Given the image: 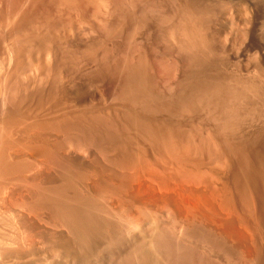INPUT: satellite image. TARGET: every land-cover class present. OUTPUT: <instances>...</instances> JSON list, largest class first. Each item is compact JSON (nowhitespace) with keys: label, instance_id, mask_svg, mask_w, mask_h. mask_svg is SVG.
Instances as JSON below:
<instances>
[{"label":"bare ground","instance_id":"bare-ground-1","mask_svg":"<svg viewBox=\"0 0 264 264\" xmlns=\"http://www.w3.org/2000/svg\"><path fill=\"white\" fill-rule=\"evenodd\" d=\"M200 1L205 4L199 6ZM211 1L0 0V264H228L237 251L223 248L221 227L241 229L244 251L236 256L243 264L251 263L249 247L255 241L252 235L258 232L252 234L256 226L250 223L253 196L234 177L247 178L254 170L251 164V170H244L250 156L245 157L242 151L244 133L238 134L249 119L252 123L243 127L246 130L252 129L256 120L264 124L261 115L250 116L255 104L264 102V80L261 87L259 79H249L255 75L252 65L254 72L248 73L250 77L246 74L248 80H240L238 75L239 80L235 79L238 72L233 69L237 73L230 76L229 66L225 75L223 66L230 63L225 60L230 59L227 56L232 49L222 51L229 46H224L225 41V48L220 46L223 32H218L221 36L217 34V43L216 38H207L212 28V20L207 19L212 17L211 5L207 4ZM241 2L247 4L245 0ZM258 4L259 1L257 8ZM238 28L241 31L242 27ZM259 40L264 41L261 35ZM106 41L111 44L105 45ZM82 44L85 45L81 47ZM223 52L227 59L222 58ZM218 55L224 65L217 63ZM78 60L81 67L76 64ZM74 62L81 72H75ZM211 64H219L218 70L213 67L216 73L205 68ZM93 68L111 75L108 78L116 82L115 90L110 86L113 91L109 97L129 109L126 116L122 113L121 118L117 111L108 113L103 103L105 107L95 110H89V104H85L86 109H77L82 105L74 104V96L79 94L74 89L75 78L85 80L94 73L90 72ZM205 69L211 71V76ZM101 72L97 73L102 75ZM62 82L67 87H62ZM111 107L115 111L112 102ZM175 108L177 115L195 114V118L188 116L184 120L203 122V117H208L211 121L205 119L213 122V132L204 121L205 126L198 125L202 128L196 141L194 128H187L183 135L181 128H171L174 123L163 125L164 118L161 124L152 123L160 116L151 120L152 114ZM169 111L168 119L164 114L167 123L173 114ZM181 119L180 114L178 120L183 122ZM256 133L258 136L260 132ZM241 139L244 148L239 146ZM236 155L234 159L240 157L242 162L244 156L246 162L234 163V170L232 160ZM165 159L169 171L158 166ZM242 168L245 176L237 172ZM233 170L240 175H234ZM229 175L234 179L228 181ZM243 177H239L242 182ZM235 182L240 184V192ZM252 185L249 187H255ZM158 209L165 219H158ZM228 234L229 231L225 237ZM234 239L239 238L233 237V243ZM239 243L234 245L238 247ZM255 250L252 252L256 257L264 252ZM29 256L37 259L30 258L31 261Z\"/></svg>","mask_w":264,"mask_h":264},{"label":"rangeland","instance_id":"rangeland-1","mask_svg":"<svg viewBox=\"0 0 264 264\" xmlns=\"http://www.w3.org/2000/svg\"><path fill=\"white\" fill-rule=\"evenodd\" d=\"M231 1H232L233 4L231 3ZM231 1H230V0H228V1H227V0H224V1H223V0H221V1H220V0H212L210 3L207 2V4H209V5L212 6V7L210 6V8H211V12H212V15H211L212 17H209V16H210V15H209L207 19H208V21H209V20H210V21L212 20L211 22L213 23V24L211 23V25H210V27H212V28L210 29L209 33H207V38H208V39H210V38H211V39H213V38L215 39V38H216V39H215V43H217L218 38H220L218 35L221 36V33H218V32H223L222 35H223V34H225V35H223V37L221 36V38H220V40H221V39L223 40V41H222V40L220 41V43H222V44L220 45L221 48H223L224 46H227V44H228L229 46H230V44H231V46H232V45H233V46H232V47H231V46H230V47L227 46V48L224 47L225 49L222 50V51H224V52L226 51V52L228 53V52L232 49V51L229 52V55L227 54V55H228L227 57H228V58L230 57V59L228 60L226 56H223V55H226V53H224V52H223V54H222V58H223V59H227V60H225V62H228V63H229V61H230L231 64L229 63V64L227 65V63H226V64L224 63V60L219 56V55H221L222 52L219 53V55L217 56V58L220 57L218 60H216L217 63H218V62H219V63H222V65L225 64L227 67H226V66H223V67H224V68H223L224 70H225V69L227 70L228 66L231 68V67L234 65V67H236V68L232 67L231 69H230V68H228V69H229V70H232V69H233L234 71H237L238 73H237V72H234V71L232 70L233 72H232V71H229V72L232 73V74H229V75H230V76H231V75L234 76V75L237 73L234 77H236V76L238 75V77H241V78H239L240 80L242 79V77H243V80H246V78H247V80H248V77H250V75H249L248 73H250V74L252 75V72H254V71H252V70H253V68H254L255 73H253V74H255L257 77H256L255 75H253V76H251L249 79H252L253 77H254L255 79H259V80H258L259 82H258L257 80H255L254 78H253L252 80H255V82L257 81V82L260 84V86L263 87V84H262L263 81H262V79L264 80V62H263V61H264V47H263V46H264V44H263L264 41L261 40V41H262V42H261V41L259 40V38H260V35H261L262 39L264 40V37H263V36H264V32H263L264 29H262V28H264V27H263L264 25L262 24V23H264V22H263V21H264V12H263V11H264V7H263V6H264V0H255V1H254V0H245V2H247V4H248V5H247L246 3H244L246 6L241 2L242 0H240V3H239L238 0H236V2H234L235 0H231ZM237 1H238V2H237ZM250 1H251V2H250ZM258 1H259L258 8H260L259 11H257V10H258V8H257V3H258ZM220 2H221V3H220ZM223 2H225L226 4L223 3ZM243 2H244V0H243ZM252 2H253V3H252ZM201 3H202V1L198 2V5H199V6H203L202 4H205V2L202 3V4H201ZM238 3H239V4H238ZM241 3H242V4H241ZM254 3H256V4H254ZM214 4H215V5H214ZM223 4H224V5H223ZM240 4L242 5L243 8L240 7ZM249 4H250V5H249ZM252 4H253L254 6H252ZM216 5H218V6H216ZM219 5H220V6H219ZM237 5H238V6H237ZM222 6H223V7H222ZM229 6H230L231 9L229 8ZM233 6H236V8L233 7ZM244 6H245V7H244ZM247 6H248V8H249L250 6H252V9H253L254 11H252L251 7L248 9ZM218 7H219V10H218ZM226 7H228V8H226ZM253 7H254V8H253ZM255 7H256V8H255ZM212 8H214V9H212ZM224 8H225L226 10H225ZM244 8H245L246 11L243 10ZM261 8H263V9H261ZM221 9H222V12H220ZM227 9H228V10H227ZM229 9H230L231 11H230ZM240 9H241V10H240ZM250 9H251V10H250ZM255 9H256V10H255ZM224 10H225V11H224ZM260 10H261V11H260ZM227 11H228V12H227ZM241 11H242V12L244 11L245 13H244V12H243V13H240ZM248 11H249V13H248ZM255 11H256L257 13H255ZM219 12H220V13H219ZM232 12H233V13H232ZM221 13H224V16H223V14H221ZM226 13H227L228 15L231 16V17L228 16L229 18H231L232 20L234 19V20H233V21H232L231 19L229 20V18L227 17ZM229 13H230V14H229ZM250 13H251L252 15H251ZM233 14H234V15H233ZM240 14H241V15H243V14L246 15V14H247V15H246V16H240ZM248 14H249L250 16H249ZM255 14H256V15H255ZM257 14H258V15H257ZM225 15H226V16H225ZM235 15H236V17H234ZM238 15H239V17H238ZM214 16H215L216 18H215ZM219 16H220V17H219ZM222 16H223V17H222ZM256 16H257V17H260V16H261L260 18H257V19H260V21H257V19H254L255 22L253 21V18L256 17ZM224 17H225V18H224ZM232 17H233V18H232ZM237 17H238V18H237ZM243 17H244V18H243ZM262 17H263V18H262ZM211 18H213V19H211ZM221 18H222V19H221ZM240 18H241V19H240ZM216 19H217V20H216ZM219 19H220V21H219ZM224 19H225V20H224ZM244 19H246V20H244ZM222 20H223V21H222ZM236 20H237V21H236ZM241 20H242V21H241ZM261 20H263V21H261ZM227 21H228V23H227ZM239 21L244 22V23H240ZM250 21L252 22V24H251V23H250V24L248 23V22H250ZM256 21H257V22H256ZM215 22H216V23H215ZM223 22H224V23H223ZM233 22H234V23H233ZM238 22H239V23H238ZM245 22H246V24H245ZM260 22H261V23H260ZM217 23H218V24H217ZM230 23H231L232 25H231ZM255 23H257L258 25L255 24ZM259 23H260L261 25H260ZM215 24H216V25H215ZM220 24L222 25V27H221ZM238 24H239V25H241V24L244 25V24H245V25H244V28H243V25H241L242 29H244V30L241 29V31H237V27H239L238 30H240V28H241L240 26H238ZM248 24H249V25H248ZM228 25H229V26H228ZM233 25H234V26H233ZM236 25H237V27H236ZM255 25H257V26H255ZM262 25H263V26H262ZM214 26H216V27H214ZM225 26H226L227 28H226ZM250 26H252L253 28H254V26H255V28H257V27H258V28H257V30H256L255 28L252 29V27H251V30H249L250 28H248V27H250ZM220 27H221V28H220ZM231 27H233V28H231ZM259 27H261V28H259ZM223 28H224V29H223ZM246 28H248V29H247L248 32L245 30ZM215 29H217V30H216L217 33L215 32ZM222 29H223V31H222ZM233 29H234V30H233ZM258 29H259V30H258ZM230 30H231V33H229ZM252 30H253V31H252ZM260 30H261V31H260ZM228 31H229V32H228ZM233 31H234V32H233ZM236 31H237V33L239 32V33H238L239 36L237 35V33H236V35H234ZM245 31H246L247 33H246ZM249 31H250L251 33H250ZM213 32H215V35H214ZM232 32H233V33H232ZM252 32H253V33H252ZM258 32H259V35H258ZM260 32H261V33L263 32V34H261ZM210 33H212V35H211ZM217 34H218V35H217ZM226 34H228V35H226ZM242 34H243L244 36H243ZM256 34H257V35H256ZM209 35H210V36H209ZM232 35H233V36H232ZM246 35H247V37H245ZM251 35H254V36H251ZM208 36H209L210 38H209ZM216 36H217V37H216ZM224 36H225V37H224ZM226 36L229 37V38L227 37L228 40H226V39H227ZM235 36H236V38H234ZM242 36H243V39L241 38ZM248 36H249V37H248ZM212 37H213V38H212ZM238 37L240 38V40L238 39ZM250 37H251V38H250ZM258 37H259V38H258ZM233 38H234V39H233ZM247 38H248V40H246ZM252 38H253L254 41L252 40ZM95 39H97V38H95ZM95 39H94V40H95ZM214 39H213V40H214ZM229 39H230V40H229ZM235 39H237V40H235ZM244 39H245V41H244ZM257 39H258V40H257ZM231 40H232V42L234 41L233 44H232V42H230ZM241 40H242V42H241ZM250 40H251V41H250ZM224 41H225V42H224ZM227 41H228V43H226ZM236 41H237V42H236ZM239 41H240V42H239ZM246 41H247V42H246ZM249 41H250V42H249ZM255 41H256V42H255ZM95 42H96V41H95ZM223 42L225 43V45H224ZM229 42H230V44H229ZM107 43H108V44H109V43L111 44V42L106 41L105 45H108ZM237 43L240 44V45H238ZM244 43H247V45H246V44L243 45ZM248 43H250V44H248ZM259 43H261V44H259ZM110 44H109V45H110ZM262 44H263V45H262ZM84 45H85V44H82L81 47H83ZM109 45H108V46H109ZM215 45H216V44H215ZM222 45H224V46H222ZM235 45H238L239 47H238V46H235ZM242 45H243V46H242ZM94 46L96 47L97 45H95V43H94ZM217 46H218V45H216V47H217ZM220 46L218 47V49L215 48V49L219 50L218 52L221 51ZM240 46H241V48H240ZM245 46H246V47H245ZM248 46H249L250 48H249ZM254 46H255V47H254ZM259 46H260L261 48H260ZM81 47H79V48H81ZM257 47H258V48H257ZM262 47H263V49H262ZM230 48H231V49H230ZM247 48H249V49H247ZM228 49H230V50H228ZM233 49H234L235 51H233ZM238 49H239V50H238ZM241 49H242V50L244 49V50H245V53H244V50L241 51ZM250 49H251V52H253L254 55L250 52ZM257 50H258V51H257ZM260 50H261V51H260ZM262 50H263V51H262ZM259 51H260V52H259ZM98 52L100 53V51H98ZM98 52H97V53H98ZM232 52L235 53V54L233 55ZM247 52H248L249 54H248ZM256 52H258L259 55H257L258 53H256ZM99 53L96 54V55H100ZM230 53L233 55V58H232V55H231ZM239 53H240V54H239ZM250 53H251L252 55H251ZM238 55H239V56H238ZM246 55H247V57H245ZM248 55H250L251 58H250V56H248ZM256 55H257V56H256ZM234 56H236V57L234 58ZM237 56H238V57H237ZM240 56H241V57L243 56L242 61H240V59H241ZM254 56H256V57H254ZM224 57H225V58H224ZM252 57H253V59H252ZM261 57H262V58H261ZM237 58H238L239 60H238ZM246 58L248 59V61H247ZM257 58H258V59H257ZM220 59H221V60H220ZM245 59H246V61H245ZM236 60H237V61H236ZM243 60H244V61H243ZM250 60H251V61H250ZM252 60H255V62H257V64L254 63V61H252ZM256 60H257V61H256ZM238 61H239V62H238ZM249 61H250V62H249ZM78 62H80V63H78ZM241 62H242V63H241ZM246 62H247V64H245ZM251 62H253L254 64H253V63H252V64H249V63H251ZM260 63H261V64H260ZM76 64H77V65L79 64V65H78L79 67L82 66V65H80V64H81V61H80V60H78ZM76 64H75V62H74V69L76 70L75 72H78V71H79V67H78V66L76 67V66H75ZM214 64H216V63H214ZM214 64H211V66L213 65L212 68H209V67H211V66H207V67H205V68H208V70H212V72L216 73L217 71H216V70L214 71L213 67L216 66L215 68H217V67H219V66H218L219 64H217V65H215V66H214ZM242 64H244V65H242ZM248 64H249V65H248ZM235 65H236V66H235ZM241 65H242V67H241ZM246 65L248 66L249 69H247V67H245ZM251 65H252V66H251ZM254 65H255V67H253ZM256 65H257L258 67H257ZM239 66H240L241 68H240ZM243 66H244V67H243ZM250 66L252 67V70H251V67H250ZM260 66H261V67H260ZM237 67H238V68H237ZM255 68H256V69H255ZM262 68H263V69H262ZM93 69H94V68H93ZM93 69H92L90 72H94V73H92V74L89 73L90 75L88 74V76H87V78H88L89 80H88L87 78L84 80V78H85V77H84L83 79H79L78 81H80V82L77 83L78 81H77L76 78H75V83H74V87H75V88H74V89H76L77 92H78L79 94H75V96L72 95V97H73V96L75 97V98H74V102H75L74 104H76V102H78V104H76V105H79V104L82 105L81 107H80V106H77V107H78L77 109H80V108H84V109H86V108H85V107H86L85 104H89V105H87V106H90V107H89V110H90V109H91V110H92V109L95 110V108L97 109L98 106L101 107V105H102V103H103V104L106 106V108H105L104 110H107L108 113L111 112V114H112L113 112H116V111H117V114H119V116H120L122 113H123V114H122L123 116H124V115L126 116L127 114H125V113H126V111L129 110V109H128V108H122V107H124V104L122 105V104H120V102H114V103H113L114 100H112V99L110 100V97H109V95L111 96V93H112L113 89L115 90V88H113V87H115L116 82H115V83L113 82L114 80H113L112 77H109V78H108V76H111V75H109V74L106 75V74H107L106 72H105V73H106V74H105V73H103L104 71H103V72H101V71H96L95 69H94V71H93ZM218 69H219V68H217V70H218ZM240 69H241V70H240ZM242 69H243L244 73L242 72ZM261 69L263 70V72H262ZM77 70H78V71H77ZM80 70H81V68H80ZM208 70L206 71V69H205V73H207L208 75L210 74V76H211V71H210V73H209ZM220 70H221V72H222V71L224 72V70H222V66H221V65H220ZM220 70H219V71H220ZM226 70H225V75H227V74H226V73H227ZM249 70H250L251 72H250ZM227 71H228V70H227ZM248 71H249V72H248ZM256 71H257V73H256ZM79 72H81V71H79ZM97 72H98L99 74H100V72L103 73V74H104V77H106V78H108V79L105 80L106 78H104V77L102 76L103 74H102V75H99ZM223 72H222V73H223ZM245 72H247V73H245ZM261 72H262V73H261ZM203 73H204V72H203ZM233 73H235V74H233ZM239 73H240V75H239ZM258 73H259V74H258ZM95 74H97V75H95ZM207 74H204L205 78L207 77V76H206ZM241 74H242V75H241ZM244 74H245V76H243ZM246 74H248V77H246V76H247ZM260 74H261V75H260ZM262 74H263V75H262ZM94 75H95V76H94ZM91 76H93V77H91ZM101 76H102V77H101ZM204 76H203V74H202V77H204ZM210 76H208V77L210 78ZM260 76H261V78H260ZM90 77H91V78H90ZM96 77H97V78H96ZM98 77H99V78H98ZM234 77H233V78H234ZM238 77H236L235 79L239 80ZM258 77H259V78H258ZM93 78H94V79H93ZM103 78H104V80H103ZM97 79H98V80H97ZM101 79H102V81H100ZM83 80H84V81H87V82H84ZM94 80H95V81H94ZM108 80H109L110 82H111V81H112V82L109 83ZM260 80H261V81H260ZM88 81H90V83L93 84V85H91V84L89 85ZM97 81H98V82H97ZM106 81H107V82H106ZM82 82H83V83H82ZM95 82H96V83H95ZM99 82H100V83H99ZM260 82H261V83H260ZM62 83H63V82H62ZM98 83L101 84L100 87H99ZM107 83H108L109 85H107ZM258 83H257V84H258ZM263 83H264V82H263ZM77 84H78V85H77ZM95 84H96V86L98 87V89H100V91H98L97 87L95 88ZM62 85H63L62 87H67V86H66V83H63ZM102 85H103L104 87H103ZM108 86H109V87H108ZM110 86H112L113 89H112ZM86 87H87V88H86ZM116 87H117V85H116ZM92 88H93V89H92ZM263 88H264V87H263ZM93 90H94V91H93ZM102 90H104V91H102ZM110 90H111V91H110ZM97 91H98L99 93H100L101 91H102V92H101L100 94H98ZM177 91H178V89H177ZM177 91H175V92H177ZM83 92H84V95H82ZM94 92H95L96 94H95ZM103 92L106 93V94H103ZM85 93H86V94H85ZM91 93H92L93 95H92ZM107 93H108V94H107ZM109 93H110V94H109ZM94 94H95V95H94ZM97 94L100 96V98H99V96H98ZM174 94H175V95H174ZM174 94H173V95L176 96V95L178 94V92H177V94H176V93H174ZM76 95H77V99H78V97H79L78 95H81L82 99H81V97H79V99L76 101ZM85 95H86V97H85ZM90 95H91L92 97H93V96H94V97H93V98H92V97H88V96H90ZM101 95H103V96H101ZM104 95H106V96H104ZM83 96H84V97H83ZM102 97H104L105 99H107L108 102L105 101V99H103ZM108 97H109V98H108ZM112 97H113V95H112ZM112 97H111V98H112ZM84 98H85V99H84ZM72 99H73V98H72ZM80 99L82 100L83 104H82V102H81ZM90 99H92V100H91L92 103H91ZM102 99H103V100H102ZM97 100H98V105H96V104H97ZM99 100H101V102H99ZM254 101L256 102V99H255ZM257 101H260V100H257ZM79 102H80V103H79ZM84 102H85V103H84ZM94 102H95V103H94ZM104 102H105L106 104H105ZM109 102H110V105H109ZM111 102H112V105H114L115 111H114V109L111 107ZM260 102H261V101H260ZM260 102H258L257 104H255L257 107L253 105V106H254V107H253V112H252V114H250V116H251V115L253 116V114H255L256 117H257V115H258L259 117H260V115H261V118H262V117L264 118V114H263V113H264V102H261V104H260ZM99 103H101V104H99ZM107 103H108V104H107ZM115 103H117V104H115ZM262 103H263V104H262ZM90 104H93L92 107H91ZM119 104H120V105H119ZM94 105H95V107H93ZM104 105H102V106L105 107ZM115 105H116L117 107H115ZM118 105H119L120 107H121V106H122V107L119 108ZM260 105H261V106H260ZM109 106H110V107H109ZM107 107L109 108V110H108ZM126 107H127V106H126ZM129 107H130V106H129ZM255 107H256L257 109H256ZM258 107H259V108H258ZM101 108H102V107H101ZM110 108H111V110H110ZM117 108H119V109L121 110V111L119 110L121 113L118 111ZM254 108H255V109H254ZM260 108H261V110H260ZM262 108H263V110H262ZM123 109H124V110H123ZM112 110H113V111H112ZM169 110H172V111H173V114H175V115L172 114V118H173V120H171V119H172V118H171V119L168 120V122L170 121V123H167L166 120H167L169 117H167L166 114H167V112H168V113L170 112ZM169 110L167 109L166 113H165V110H164V111H161V112L159 111L160 113H157V112H156V114H152V116H153L152 118H151V114H149L150 116H149V115H147V116L150 117L151 120H152V119H154L155 116L160 115L161 117H160V116H158L159 118H158V117H157V118L155 117V119H157V121L154 119L155 121L153 120L152 123H154V124H158V123H160V124H161V123L164 122L163 125H164V124H165V125H169V124L172 125V124L174 123V125L171 126V128H173V127H174V128H181V130H182L181 134H183V135H184V134H185V135L187 134V130H190L191 128H194V130H196L195 133L197 134V136H196V135L194 136V139H196V141H197V138H196V137H198V135H199V133H200V130H201V128H202V127H199L198 125L202 126L201 124H203V126H205V125L207 124L205 127L208 128L207 126H209L210 129H209V128H208V129H209L211 132H213V128H214V127L211 126V123L213 124V122L210 123L208 120H206V119H209V118H208V117L206 118V116L203 117V116H204L203 114H202V115H203L202 117L204 118V119H203V122L206 121V122L210 123V125H208V123L205 124V123H203L202 121H201V122H202V123H201L200 121L198 122V120H193V119L195 118V117H194L195 114H193L192 112H191L192 115L190 114V112H189V113L186 112V113H188V115H187L185 112H181V113H179V115H177L178 113L175 112V111L177 110L176 108H175V109H169ZM257 110H259V112H258ZM172 111H171V112H172ZM255 111H256V112H255ZM261 111H263V113H262ZM104 112H105V115L108 114L106 111H104ZM162 112H164V113H162ZM183 113H184V114H183ZM137 114H138V110H137ZM164 114H165V117H167L166 120H164V119H165ZM180 114H181V117H182L181 120H183V122H182V121L180 122V121H179L180 119L178 120V118H180ZM182 114H183V116H182ZM138 115H141V112H140V111H139V114H138ZM162 115H163V116H162ZM193 115H194V116H193ZM255 115H254V118H255ZM262 115H263V116H262ZM168 116H171V114H168ZM184 116H185V117H184ZM188 116H189L190 118L194 117L193 119H190L191 122H190V120H189V121L186 120V119L184 120V118H187ZM252 116H251V117H252ZM120 117H121V116H120ZM145 117H146V116H145ZM189 117H188L187 119H189ZM248 117H249V116H247V118H248ZM112 118L115 119V116H112ZM121 118H122V117H121ZM146 118H147V117H146ZM163 118H164V119H163ZM176 118H177V119H176ZM205 118H206V119H205ZM147 119H148V118H147ZM162 119H163V120H162ZM174 119H175V120H174ZM256 119H258V118H255V120H256ZM161 120H162L163 122H162ZM192 120H193V122H192ZM209 120H210V119H209ZM252 120L254 121L253 118H252ZM159 121H160V122H159ZM165 121H166V123H165ZM171 121H175V122H171ZM176 121H177L178 123H180V124H178ZM184 121H185L187 124H188L189 122L191 123V124H188L189 127L186 126L187 124H186ZM196 121H197V122H196ZM210 121H211V120H210ZM248 122L252 123V122L250 121V119H249V121H247V122H245V123L248 124ZM256 122H257V120L254 121V123H253L254 125H253L252 129H250V130H246V129H244V128L246 127L247 124H246V125L244 124V125H245V127L243 126L244 128H243V127H240V128H241V129H240L241 132H240V134H238V135L240 136L242 132H243L244 135H245V132H246V133H247L246 135L248 136V138L246 139V136L242 135V137L244 138L243 141H244V142L246 141L245 144H244V145H245V148L247 147L246 149L244 148V145H242V144L244 143V142L242 141V139H241V141L236 140V142H237V141L240 142V143H239V144H240L239 146L242 145V148H244V149L242 150V151L244 152V155L246 154L248 157L250 156L249 159L246 158V159H247L246 161H249V163L245 161V157H246V155H245V157L243 156L244 158H243V157H241V158H242V159L248 164V165L246 164V166H245V167H248V168H244V167H243L244 170H245V169H247V170H251L252 168H254V170L252 169L251 171H249L250 175H252V176L248 175V176L250 177V178L248 179V176H246L247 178H244L243 175H240L241 173H244V176H245V172L243 171V168H242V170H237V172H240V174L237 173V172H235V171H234V170H236V167H235L236 165H235V164H237V163L240 164V162H241V161H239V160H240V157H238L239 159L237 158L238 160H236V158L234 159V157H237V155H236V156H233V159H234V160H232V161H233V164H234V163H235V164L232 165V169H233V167H234V170H233L234 172H233V171H231V172H233L234 175H235V173H237L236 176L240 175L241 178L243 177V178H244L243 181L245 182L244 185H246L247 187L242 185L244 182H242V180L240 181V179H239L240 176L237 177L238 179H236V177L232 176V175H233V174H232V175H229L227 178H228V181H229V180H232V179L235 178L234 180H235L236 182H237V181H238V183L241 182V185H240V184H239V185L242 186V188L244 187V188H247V189H250V188L253 189V190H251V189H250V190H247V189H246V191H249L248 194L250 193L249 196H250V197L253 196V197L251 198V200H252L251 205H252V207H253V206H254V207H253V209H252V207H251V209H252L251 211L254 212L253 215H254L255 217L252 215V212H251V217L255 220V222H252L253 219L251 218V222H250V223H251V225H252L253 228H254V226H256V227H257V226H258V227L260 226V227H259V228L257 227V229H255L256 227H255L254 229H252V231H253L252 234H254V233L256 232V230H257L259 233L257 232V234H255V237H253L254 235H252V240L255 239V241H253L252 244H254V243L256 242V243H255L256 245L254 244V246H255V247H254V246L251 244L250 247H249V252H250V253H249V255H250L249 258L253 261V262H252V261H249V262H251L252 264H254V263L256 264V262L259 261V262H257V264H263V263H264V252H262V254H260V255H258L259 253L257 252L258 254H257V253H256V254H257L258 257H256V255H254L255 252H252V251H256L255 248H256L257 250L259 249L260 252H261V251H264V241H263V240H264V230H263V229H264V226H263V225H264V213H263L264 211H262V210H264V207H263V206H264V203H263V202H264V201H263V200H264V198H263V197H264V192H262V191H264V186H262V185H264V180H263V179H264V172H263V170H264V162H263V161H264V157H262V156L264 155V145H263V143H264V137H263L264 134L261 133L262 131H264V124H261V125H260V124H257ZM171 123H172V124H171ZM182 123H183V124H186V125L183 126ZM192 123H193V124H192ZM196 123H197V124H196ZM199 123H200V124H199ZM250 123H249V124H250ZM176 124H177V125H176ZM181 124H182V125H181ZM194 124H195V125H194ZM204 124H205V125H204ZM170 125H169V126H170ZM175 125H176V127H175ZM179 125H180V126H179ZM190 125H193V126H190ZM213 125H214V124H213ZM194 126H196V128H195ZM197 126H198V127H197ZM184 127H185V128H184ZM212 127H213V128H212ZM256 127L259 128V131H258V128H256ZM183 128H184V129H183ZM187 128H189V129H187ZM242 128H243L245 131H243ZM260 128H261V129L263 128V129L261 130ZM186 129H187V130H186ZM199 129H200V130H199ZM248 129H249V128H248ZM214 130H215V129H214ZM260 130H261V131H260ZM214 132H215V131H214ZM251 132H253V133L255 134V137L253 136L254 134L251 133ZM256 132H260V133H258V134H259L258 136L256 135V134H257ZM243 133H242V134H243ZM248 133H249V134H248ZM250 133H251V134H250ZM192 134H193V132H192ZM261 134H262V138H261V136H260ZM249 136H251L252 139H251ZM259 136H260V138H259ZM194 139H193V140H194ZM248 139H249V141L247 142ZM250 139H251V140H250ZM254 140H256V141H254ZM251 141H252V142H251ZM238 142H237V144H238ZM241 142H243V143L241 144ZM250 142H251V143H250ZM261 142H262V143H261ZM260 143H261V144H260ZM246 144H247V145H246ZM251 144H252V146H250ZM253 144H256V145H257V146H256V145L254 146V147H255V148H254L255 151L253 150ZM262 145H263V146H262ZM259 146H260V147H259ZM250 147L252 148L253 151L251 150V151H247V152H246L245 150H250ZM256 147H257L258 149H257ZM248 148H249V149H248ZM262 149H263V150H262ZM257 150H258V152H256ZM252 152H253V153H252ZM259 152H260V153H259ZM261 153H262V154H261ZM249 154H250V155H249ZM259 155H260V156H259ZM255 156H256V157H255ZM257 156H258V158H257ZM253 157H255V158H253ZM260 157H261V158H260ZM231 159H232V158H231ZM242 159H241V160H242ZM262 159H263V160H262ZM87 160H90V159H87ZM167 160H168V159H165L164 162L159 161L158 166H159V165H160V167L163 166V168H166L167 171H169L170 168H169V166L167 165V162H168ZM235 160H236L237 162H236ZM243 160H242V162H243ZM257 160H259V161H257ZM90 161H91V160H90ZM250 161H251V162H250ZM252 161H253V163H252ZM161 162H162V163H161ZM242 162H241V163H242ZM261 162H262V163H261ZM259 163H260V164H259ZM163 164L166 165V167H165ZM239 164H238V166H239V169H240L241 167H240ZM242 164H243V163H242ZM242 164H241V165H242ZM250 164H251L252 168H251ZM252 164H254V166H253ZM243 165H245V163H244ZM243 165H242V166H243ZM259 165H260V166H259ZM262 165H263V166H262ZM167 166H168V167H167ZM238 166H237V169H238ZM256 166H257V167H260V169H259V168L256 169ZM261 166H262V167H261ZM160 167H159V168H160ZM205 167H206V166H205ZM207 167H208V165H207ZM207 167H206V168H207ZM168 168H169V169H168ZM249 168H250V169H249ZM247 170H246V174H247ZM257 170H258V171H257ZM160 171H161V170H160ZM253 171H254V172H253ZM252 172H253V173H252ZM256 172L258 173L257 175H256ZM262 172H263V173H262ZM249 173H248V174H249ZM259 173H260V177H259ZM228 174H230V173H228ZM254 175H256V176L254 177ZM261 175H262V176H261ZM230 177H231V178H230ZM233 177H234V178H233ZM251 177H252V178H251ZM250 179H252V180H250ZM245 180H246V181H245ZM248 180H249L250 182L252 181V183H249V182L247 183ZM257 180H258V181H257ZM261 180H262V181H261ZM254 181H255V182H254ZM256 181H257V183H256ZM236 182H235V184H236V186H238V187H237V191L240 192V191H241V190H240L241 187H240L239 185H237ZM259 183H260V184H259ZM252 184H253V185H252ZM256 184H257V186H256ZM251 185H252V186H255V187H249V186H251ZM260 185H261V186H260ZM259 186H260V188H259ZM256 187H258V188H256ZM261 188H262L263 190H262ZM255 189H256V190H255ZM243 190H245V189H243ZM254 190H255V192H254ZM250 191H251V192L253 191V193H251ZM259 191H261V192H259ZM257 192H259V193H257ZM256 194H257V195H256ZM251 195H252V196H251ZM258 195H260V196H258ZM261 195H262V196H261ZM259 197H260V198H259ZM261 197H262V199H261ZM256 199H257V200H256ZM261 200H262V201H261ZM258 205H259V206H258ZM259 207H260V208H259ZM262 207H263V208H262ZM256 209H257V210H256ZM253 210H254V211H253ZM157 212L160 213L159 209H158ZM260 212H261V213H260ZM159 215H160V216H158V219H160V220L165 219V215H163V213H160ZM162 215H163V216H162ZM257 216H258V218H257ZM262 216H263V217H262ZM162 217H164V218H162ZM260 217H261V218H260ZM259 218H260V219H259ZM260 220H261V221H260ZM262 221H263V222H262ZM256 222L258 223V225H256V224H257ZM254 223H255V224H254ZM260 224H261V225H260ZM261 226H262V227H261ZM221 228H222V227H221ZM221 228H220V231H221V232H220L219 235H220L221 238H222L221 241L223 242V246H224L223 248H225V250H227V249H228V250H229V249H235V250L237 251L236 255L239 254L238 252H243V251H244V242H243V239H241V234L239 233V232H241V229H240V228H237V227H236V228H235V227H232V229L229 228V227H228V228L225 227V229L223 228V230H222ZM261 228H262V229H261ZM230 229H231V230H230ZM259 229H261L260 231H261L262 233L259 231ZM224 230H225L226 234H227L228 231H229V234H228V235H231V236H232V234H230V233H233V232H235V234H236V233H238V234H236V237L234 236V235H235L234 233H233V236H232V237H231V236H228V235H227V237H225L226 234H225V232H223ZM226 230H227V231H226ZM233 230H234V231H233ZM235 230H238V231H235ZM239 230H240V231H239ZM254 230H255V231H254ZM218 231H219V230H218ZM230 231H231V232H230ZM222 232L225 234V236H224V234H223ZM221 234H222V235H221ZM262 234H263V236H262ZM256 235L259 237V239H258V237H256ZM238 236H239V237H238ZM233 237L236 238V239L239 238V239H237L238 241H235V239H234V243H233ZM223 238H224V239H223ZM230 238L232 239V241L230 240ZM228 239H229V240H228ZM226 240H227V241H226ZM256 240H257V241H256ZM224 241H226V242H225V243H226V246H225ZM258 241H259L260 243H259ZM227 242H228V243H227ZM236 242H237V243H236ZM239 242H241V243H239ZM262 242H263V243H262ZM238 243H239V246L237 247L236 245H238ZM257 243H258V245H257ZM234 244H236V245H234ZM228 245H230V246H228ZM231 245H232L233 247H232ZM242 245H243V246H242ZM260 245H262V246L259 247ZM251 246L253 247V250H252ZM239 248H240V249H239ZM262 248H263V249H262ZM250 249H251V250H250ZM238 250H239V251H238ZM236 255H235V257H233V258H231V259H228V260H230L231 262H233V264H234V263H235V264H239V263L243 264V263H242V260H240L241 257H240V258H237L238 256H236ZM253 255H254L255 257H254ZM239 256H240V255H239ZM261 256H263V257H261ZM251 257H252V258H251ZM30 258H33V260H34V259H37V256H33V257H32V256H31V257L29 256V259H30ZM260 258H261V259H260ZM253 259H254V260H253ZM257 259H258V260H257ZM30 260H31V259H30ZM33 260H31V261H33ZM255 260H256V261H255ZM230 261L228 262V264H232ZM254 261H255V262H254ZM238 262H239V263H238ZM260 262H262V263H260ZM251 263H250V264H251Z\"/></svg>","mask_w":264,"mask_h":264}]
</instances>
